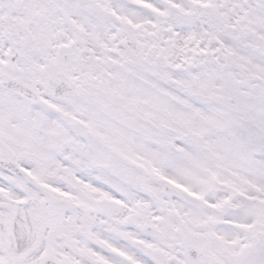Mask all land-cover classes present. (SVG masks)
Masks as SVG:
<instances>
[{"label": "snow or ice", "instance_id": "obj_1", "mask_svg": "<svg viewBox=\"0 0 264 264\" xmlns=\"http://www.w3.org/2000/svg\"><path fill=\"white\" fill-rule=\"evenodd\" d=\"M0 264H264V0H0Z\"/></svg>", "mask_w": 264, "mask_h": 264}]
</instances>
